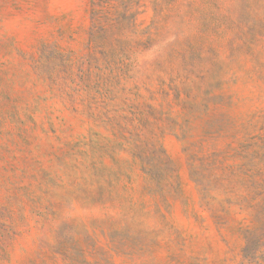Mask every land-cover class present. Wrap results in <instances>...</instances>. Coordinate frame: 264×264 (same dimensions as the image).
Here are the masks:
<instances>
[{"label": "rangeland", "instance_id": "1", "mask_svg": "<svg viewBox=\"0 0 264 264\" xmlns=\"http://www.w3.org/2000/svg\"><path fill=\"white\" fill-rule=\"evenodd\" d=\"M91 1L0 0V264H264V0Z\"/></svg>", "mask_w": 264, "mask_h": 264}, {"label": "trees", "instance_id": "2", "mask_svg": "<svg viewBox=\"0 0 264 264\" xmlns=\"http://www.w3.org/2000/svg\"><path fill=\"white\" fill-rule=\"evenodd\" d=\"M113 15H116L119 20L117 18H114ZM133 17L134 14L130 12L129 5H127L125 2H121V4L118 5L106 0H92V25L89 31V48L92 49L95 53L97 51H103L106 57L113 58L115 52H108L107 48L104 49L99 46H104V40L109 35H120L119 33H123L127 26L128 28H133L135 26L133 21H131L133 20ZM119 56L121 57L122 61V78L124 79L129 77V75L133 72V64L131 61V57L127 55L126 51L122 52V54ZM96 63L99 64V60H96ZM112 64L116 65L114 60H112Z\"/></svg>", "mask_w": 264, "mask_h": 264}]
</instances>
